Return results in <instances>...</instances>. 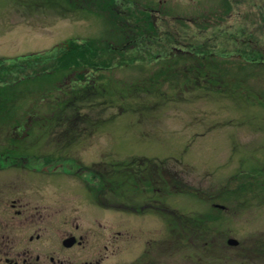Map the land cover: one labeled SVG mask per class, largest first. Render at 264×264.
Segmentation results:
<instances>
[{
	"label": "rangeland",
	"instance_id": "374dc122",
	"mask_svg": "<svg viewBox=\"0 0 264 264\" xmlns=\"http://www.w3.org/2000/svg\"><path fill=\"white\" fill-rule=\"evenodd\" d=\"M133 1L152 8L158 17L160 46H148L154 56H139L145 60L143 66L134 65L135 51L130 52L125 42L131 25H120V31L108 21L115 10H124L128 19ZM116 4L112 12L100 14L95 7L80 8L67 0H0V62L5 65L45 55L69 41L93 39L115 48L108 53L107 72L91 67L77 82L71 72L58 77L68 88L81 86L89 77H103L96 82L99 92H92L88 102H78L76 121L46 122L20 140L25 130L13 128V118L34 106L46 114L39 97L31 105L36 95L30 100L25 92L53 90L48 80H37L8 95H19L20 100L12 105L15 113L8 119L0 116V152L5 159L21 154L53 159L24 167L8 160L0 163V250L30 249L40 255L41 264H48L50 257L63 264L80 260L94 264L100 256V264H264V255L249 251L254 250L253 242L264 243V0H116ZM248 39L254 46L246 48ZM118 45L127 48L117 50ZM200 47L212 57L168 60L175 51L188 53ZM139 48L143 53L144 47ZM248 52L263 58L247 60ZM156 55L159 59L153 61ZM128 57L133 64H128ZM211 63H216L219 76L194 72L199 64L213 69ZM164 69L175 72L161 76L158 88L146 92L145 78ZM235 79L244 92L236 83L232 86ZM135 157L162 160L184 186L192 188L152 201L165 210L211 214L215 220L206 236L212 240L184 236L181 241L169 230L168 218L145 201L151 199L149 194L128 198L123 174ZM93 167L118 170L112 171L120 184L113 198L94 189L98 180L87 170ZM239 183L251 188L238 195ZM70 235L82 236L83 243L66 249L62 240ZM229 239L237 244H228Z\"/></svg>",
	"mask_w": 264,
	"mask_h": 264
},
{
	"label": "trees",
	"instance_id": "16d2710c",
	"mask_svg": "<svg viewBox=\"0 0 264 264\" xmlns=\"http://www.w3.org/2000/svg\"><path fill=\"white\" fill-rule=\"evenodd\" d=\"M67 1L69 2V4L79 6L80 8L94 9L95 7L96 13L100 14H103L104 12H112V9L117 6L116 0ZM136 4L137 2L133 1V5L135 8L133 10L128 9V19L127 16L122 15L125 13L124 10H115L113 11V15H111V18L109 17L110 20H108L107 14L106 20L112 22V24L118 27L120 31L122 30L120 25L125 26L127 25V23L128 26L131 25V30L128 27V41L126 40L125 42H127L128 50H131L130 52L135 51L134 58L131 59L134 62V65L137 64L143 66L145 60L143 58H140L139 56L142 54H144L143 56H154L155 54H151L148 46H152L154 44L160 46V44L158 43L157 39L158 34L156 32V24L154 23V18L151 16L148 10L149 7H143L142 4ZM248 40L245 41L247 42ZM101 43L103 42L93 39L85 40L81 44L69 41L68 44L61 43L55 46L52 50H50V52L45 55L39 54L31 55L30 57H22L20 58L21 61L17 62L16 60H13L7 65H5L4 62H0V74L3 75L2 77H0V116L3 117L4 120L8 119L13 113H15V108H12V105H14V102H18L20 100L19 95L15 96L14 98L8 96L10 92L15 88H18L19 86H24L25 88H27V85L34 81L48 80V87L53 90V92L46 94L43 93L46 89H34L25 92L26 97H29L30 100L33 96L36 95L31 105H36L37 102H35V99L39 97L41 104L46 107V114L39 110V106H34L32 108L26 107L25 109H23V112L25 113L22 117L16 115L13 118V128L17 129L21 127L26 131H24V135L19 138L20 140L29 136L30 132L36 126L44 125L46 122H71L80 119V114L77 107L78 102H81L84 99L85 100L83 102H88L92 92H99V88L96 87V82L103 79V77H100L101 75L99 77H89L86 83L82 84L79 87L74 86L72 88L64 87L66 83L60 85V81L57 79L64 73L71 72L76 75L73 80L77 82L82 78L81 73L91 67H93L95 70L98 69L99 72H107V70L109 69L108 66H110V64L107 63L110 59L108 53L111 51H115V48L108 45V43ZM248 44L253 43L249 40L247 42V45H245L247 46L246 48L249 47ZM122 46L118 45L116 46V49L123 50L126 47V45L124 46V48H122ZM139 46L144 47L142 48L143 53H140ZM206 47H202L204 49L200 47V49H198L197 51L193 48L194 52L190 51L188 53H179L175 51L174 56L167 55V57L168 60H171L172 58H176V60H179L178 58L185 57L187 59H199L198 61H206L208 60L207 58L212 57V54L209 55L206 53ZM155 49L157 48L154 47V50ZM246 58L247 60L254 61L263 57L261 54L248 52L246 53ZM140 59L144 60L143 63H139L141 62L139 61ZM158 59V55H156L153 61ZM129 63L133 64L128 57V64ZM154 63H158V61ZM199 65L194 71L196 72L197 76L202 73L208 74V76H210L209 73L212 74L211 76H219L215 73L218 71L217 68L214 67L216 66V63L210 64L213 69L208 68L205 64H201L200 66ZM203 65H205L206 67H204ZM166 67L169 68L170 65H166ZM78 70H80L81 72H79ZM165 71V69L164 72L163 70H161L160 72L158 70L156 76H154V73H152L151 75H148L146 77L147 79L145 78V81H147L149 88L148 90H146V92H148L150 89H153L155 86L157 87L160 79L162 78L161 76H166L167 74L169 75L171 74V72L174 73L175 69H172L170 73ZM213 81L217 80L214 79ZM236 81L237 80L235 79V82H233L234 85H232L233 87L235 86ZM141 83L142 82H135L134 85L139 86ZM236 85H238L239 89L242 88H240V85H242L241 83H236ZM142 88L144 87L142 86ZM243 89L245 88H242V90ZM6 149H11V147ZM33 155L34 154H21L19 156H15L14 158L12 157L5 159L3 153L0 152V163H2L1 165H3V163L8 160L11 163H14L16 166L18 165L24 167L27 163H34L35 160H37L39 163L46 164L49 161L44 160L53 159V157L48 155L37 156L34 159L31 158V156ZM58 157L61 158L62 156ZM63 159L65 160V158ZM54 160L58 159L55 158ZM125 169L126 170L123 174L124 179L122 184H126L127 186L126 189H128V198H130L131 196H136L138 194H143L145 196L149 194L146 197H151V199H146L145 201L149 202L150 207L156 212H158L159 214H161L162 212V214L168 218V223L170 225L169 230L178 235L181 241L185 240L183 239L184 236L197 238L201 241L212 240L213 237L211 238L210 236H206L207 234L211 233L209 229V223H212L213 220H215L214 218L212 219L210 217L211 214L203 215L202 213H196L193 215H189L173 209L166 208L165 210V207L158 206L152 201L153 198L165 199L170 192L189 193L190 190H192V188L184 186V184L178 180L176 172H172V170L165 168L164 162L162 160L147 157H135L128 161V166ZM87 170L90 172L92 178L98 180V185L94 189H96L97 192H103L102 194L106 199H108L109 197L113 198L114 196H112V194H115L120 186V184L112 178L113 176H115V173L112 172L115 169H111L109 167H93ZM115 171L117 172L118 170ZM249 188H251L249 185L247 186L245 183H239V185L237 186V190L235 191L238 193V195H240L242 191ZM107 192H110V195H105ZM120 193H123V191H121ZM195 195L197 196L198 194ZM93 196L98 204H101L103 202V200L98 198V195L96 193H94ZM147 207L149 206L147 205ZM257 242H259V240H257ZM257 242H253L252 247H254V250L250 249L249 251L253 253L256 252L255 254L263 256L264 243L260 245ZM246 254L247 253H245L244 255Z\"/></svg>",
	"mask_w": 264,
	"mask_h": 264
},
{
	"label": "flooded vegetation",
	"instance_id": "af4514ba",
	"mask_svg": "<svg viewBox=\"0 0 264 264\" xmlns=\"http://www.w3.org/2000/svg\"><path fill=\"white\" fill-rule=\"evenodd\" d=\"M151 9L152 8L149 9L150 13L154 17V23L157 25L158 23L156 22V19H158V17L156 16V18H155V16H154V14H153ZM157 12L160 14L161 10L157 9ZM160 19H163V16ZM15 206H16L15 205V201H13L11 203V207H15ZM16 213L20 214V210H17ZM70 236H73V235H70ZM73 237L75 238L74 243L70 247H65L64 246L66 249H71V247H73L74 245L79 246V245H81L83 243L82 236H78V239H76L75 236H73ZM38 238H39V236L35 237V239H38ZM33 239L34 238L32 236L29 237V240H33ZM78 251H79V249H78ZM0 253H2V256H0V262H2L3 264H41L40 263V255L34 254L30 249H25V250H23L21 252L20 251L11 252V251H8V250H0ZM102 260H103V258H102V256H100V257H98L97 259L94 260V262H95L94 264H100L102 262ZM66 261L68 263V262L71 261V259H67ZM80 261H81V263H79V264H92L91 262L88 263V261H86V260H83V261L80 260ZM55 263L63 264L64 261L63 262H61V261L57 262V261H55V259L53 257H50L49 261H48V264H55ZM73 264H75V263H73Z\"/></svg>",
	"mask_w": 264,
	"mask_h": 264
},
{
	"label": "water",
	"instance_id": "95a60500",
	"mask_svg": "<svg viewBox=\"0 0 264 264\" xmlns=\"http://www.w3.org/2000/svg\"><path fill=\"white\" fill-rule=\"evenodd\" d=\"M74 241H75V238L73 236H69V237L65 238L62 241V244L65 247H70V246H72V244L74 243ZM228 244H230V245H236L237 244V241L235 239H229L228 240Z\"/></svg>",
	"mask_w": 264,
	"mask_h": 264
}]
</instances>
